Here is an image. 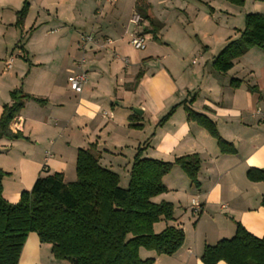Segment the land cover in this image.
Returning <instances> with one entry per match:
<instances>
[{"label": "crops", "instance_id": "obj_1", "mask_svg": "<svg viewBox=\"0 0 264 264\" xmlns=\"http://www.w3.org/2000/svg\"><path fill=\"white\" fill-rule=\"evenodd\" d=\"M23 1L0 0V113L3 105L11 102L10 91L19 86L45 102L26 100L9 124L12 132L19 131L23 137L0 139V166L8 173L2 179V194L8 202L16 203L20 193L30 190L39 176L59 172L65 183L74 181L77 150L90 148L91 144L100 165L119 177L121 170L124 177H129L138 147H144L142 157L160 161L197 153L201 161L198 188L174 165L162 177L166 191L151 198L155 203L170 202L174 208L171 220L161 218L154 223V232L166 226L180 227L184 231L183 244L172 255H157L140 248L141 258H153V264H203L200 256L204 246L232 237L236 222L254 236L264 234V182L246 177L251 167L264 169V49L250 48L233 61L226 73H221L222 80L213 86L218 96H203L202 82L194 79L202 78L205 67L221 49L239 37L246 14L264 15V0H245L241 6L226 0H148L163 27L160 42L144 33L147 36L143 51L129 43L134 31L129 20L135 12V0H92L93 14L86 25L95 43L84 44L79 37L83 56L77 59L74 35L68 30V25H73L71 12L76 9L70 11L65 4L55 7L53 14L46 13L47 19L55 20L56 29L67 30L68 40H64L66 33L49 37L50 43H61L60 48L47 46L41 38L42 48H32L31 54L27 44L40 38L36 30L24 44L18 39L28 35V29L42 14L33 17L28 26L27 12L21 30L17 28L15 13ZM235 19L243 24H232ZM64 44L70 50L62 48ZM211 50L216 54L208 58L206 53ZM55 59H62L61 64L54 63ZM140 69L143 75L134 85ZM80 70L86 72L87 80L77 93L69 88L67 77ZM232 78L240 79L241 84L232 87ZM175 92L183 98L174 105L195 95L191 109L215 123L220 136L235 147L234 154L221 153L216 140L204 128L186 119L183 105L157 125L169 111L164 103L166 97ZM126 95L134 98L132 106L142 111L140 115L126 111V106L119 113L117 106ZM130 116L140 128L128 126ZM130 135L136 140L132 142ZM52 256L51 245L40 242L30 232L18 264H70L54 257L49 263Z\"/></svg>", "mask_w": 264, "mask_h": 264}, {"label": "trees", "instance_id": "obj_2", "mask_svg": "<svg viewBox=\"0 0 264 264\" xmlns=\"http://www.w3.org/2000/svg\"><path fill=\"white\" fill-rule=\"evenodd\" d=\"M226 1L241 6L245 0ZM28 9L29 3L24 0L15 13L14 25L17 28L22 27ZM134 9L147 22L143 33L151 34L154 41L160 42L159 32L163 23L155 18L148 0H135ZM252 47L264 49V15L258 13L245 15L239 37L221 49L213 58L211 67L226 73L233 61ZM143 72L142 69L137 72L134 85ZM240 84V79H230L232 87ZM253 88L249 87L250 90ZM194 96L172 106L157 125H162L178 105H183L186 119L204 128L216 140L221 153L234 154L235 147L220 136L215 123L205 114L191 109ZM10 97L11 102L3 105L0 113V139L23 137L19 131L12 132L9 124L26 100L45 102L25 93L21 86L12 89ZM132 116L128 117V126L140 128V124L131 121ZM92 146L77 150L74 181L65 183L59 172L39 176L30 190L20 193L16 203L3 197L2 179L8 173L0 168V264H18L30 232H34L40 242L51 245L54 258L67 260L70 264H153V258H141L140 248L154 251L157 255H172L181 247L184 242L182 228L166 226L157 233L153 230L154 223L161 218H173L172 203H155L151 198L166 191L162 177L174 165H178L190 184L198 188L199 155L192 153L176 157L173 161H160L142 157L144 147H138L128 183L122 187L118 174L100 165L98 156L91 151ZM246 177L251 181L264 182V169L251 167L246 171ZM261 205L264 206V199ZM235 224L232 237L204 246L200 256L203 264L219 261L226 264H264V234L254 236L240 223Z\"/></svg>", "mask_w": 264, "mask_h": 264}, {"label": "rangeland", "instance_id": "obj_3", "mask_svg": "<svg viewBox=\"0 0 264 264\" xmlns=\"http://www.w3.org/2000/svg\"><path fill=\"white\" fill-rule=\"evenodd\" d=\"M27 1L30 4L29 5V10L30 11L28 10L30 21L28 22V26H30L32 24L33 17H35L38 13L42 14V15L40 16V18L38 19L39 21L35 24V26L32 29L31 28H29V29L27 28L28 29V35L26 37H24V36L23 37H19L18 42L24 44V42L26 40H28V38L30 37L29 34L33 30H36L35 34H37L40 38H34L32 44H31V42H30V45L27 44V49L31 51V54H32V48L34 50H39L40 48H42V46H41V38H42V40H44V42H46L48 44L47 46H50V45L54 44V45H57L58 47L61 48L62 44L57 42V40H56V43H50L51 42V38L49 39V37L53 36V38H55L58 35L62 36V35H64L63 33H66V35L64 36V40H68V35H67L68 32H67V30H64V29H61L62 31L60 29H56L55 20L53 18H52L53 20H51V17L49 18L50 20L47 19L46 13L53 14L55 7L57 9L58 8H62V5L64 6L66 4L68 6V9H70V11L72 9H74V8L76 9L75 11H73L74 13L71 12L73 17L70 19V21L73 22L72 23L73 25L72 26L68 25V30H69V33H71V35H74V38L72 40H74V42L76 43L75 46L77 45L75 48L77 49L78 52H77L76 57L75 56L74 57H75V59H77L78 57H81L83 52L81 50L82 49V44L79 42V37H80V35H85V34L90 33V31L88 29V26L86 24H87L88 19L91 18L92 14H93V1L92 0H27ZM30 6H31V8H30ZM232 24L237 25V26L238 25L241 26L243 23H240L239 19H235V20H233ZM19 29L21 30V28H19ZM137 31H140V30H137ZM146 36L147 35L145 34V39H146ZM47 39H49V40L47 41ZM74 42H72L73 43V47H74ZM148 42H149V37L147 38V44H148ZM65 46L66 45L64 44V46H62V48H65ZM66 48L68 50H70L68 48V46H66ZM213 49H214V47H213ZM136 50L143 51V49H136ZM214 50H211V51L207 52L206 56L208 58H211L213 56V54H216V53H214L215 52ZM24 52L25 51H23V53H22L23 55H25ZM37 52L39 53L40 51H37ZM30 57H32V56H30ZM44 57H46V56H44ZM258 57L260 58L261 61L263 60V57H261V55L258 56ZM17 59H18V57H17ZM66 59L67 60L69 59V57L67 55H66ZM61 61H62V59L60 61L55 59L54 63L61 64ZM69 61H71V59H69ZM25 62L28 63L27 61H25ZM192 68L193 67H191V69ZM205 69H204V75H203L202 78L197 76V78L195 77L194 79L195 80L197 79V81H201L202 82L201 90H202L203 96H205L207 98H210V96H213V95L214 96H218V93H217L216 89L213 86H214L215 81L222 80L223 76L221 75L220 72H217L216 70H214L211 67V65H209V64L207 65V67H205ZM83 70H84V68H83ZM152 71H155V70L152 69ZM189 71H190V69L186 70V73L189 74L188 73ZM59 72H60V70L58 69V71L56 73H59ZM57 77L59 78L60 75H57ZM194 83H198V82L194 81ZM196 90H197V88L195 89V91ZM123 97H124L125 101L117 106V109H118L119 113L122 112V111H125V110L126 111H133L132 104H134L133 103L134 102V98L133 97L131 98V96H127V95L123 96ZM166 98H165L166 100H165L164 103L167 105V107H166L167 109L166 110L168 111L169 108L172 105L177 103L183 97H182V95L180 93L175 92L174 94H172V95H170L169 97H166ZM105 102L107 103V105L110 104L109 101H105ZM124 106H126V109L124 108ZM161 115L162 114L159 115V118L161 117ZM129 138H130V140L132 142L134 140H136V139H134V138H136V136H133V135H130ZM0 168L3 171H6L1 166H0ZM120 172H121L120 173L121 177H119L120 178V186L125 187L126 186V182H127L129 177H124L123 176L124 173H125V172H123V170H121ZM53 257L54 256L51 257V260L49 261V263L52 262ZM57 260H59V259H57ZM59 261H67V260H59Z\"/></svg>", "mask_w": 264, "mask_h": 264}, {"label": "built area", "instance_id": "obj_4", "mask_svg": "<svg viewBox=\"0 0 264 264\" xmlns=\"http://www.w3.org/2000/svg\"><path fill=\"white\" fill-rule=\"evenodd\" d=\"M129 21L134 25V31L129 41L131 46L135 49H144L145 47V34L143 33L144 21L136 12H134L131 15ZM80 41L84 44L95 43V38L94 35L92 34H85L80 36ZM86 80H87V75L86 72L83 70L71 73L67 77V83L69 88L77 93L82 91L84 84L86 83ZM15 117L13 118V121L14 119H16ZM262 120L264 121V116L262 117ZM192 204L197 207L199 206V203L195 200L192 201Z\"/></svg>", "mask_w": 264, "mask_h": 264}, {"label": "water", "instance_id": "obj_5", "mask_svg": "<svg viewBox=\"0 0 264 264\" xmlns=\"http://www.w3.org/2000/svg\"><path fill=\"white\" fill-rule=\"evenodd\" d=\"M133 112L140 115L142 111L139 108L135 107V108H133Z\"/></svg>", "mask_w": 264, "mask_h": 264}]
</instances>
